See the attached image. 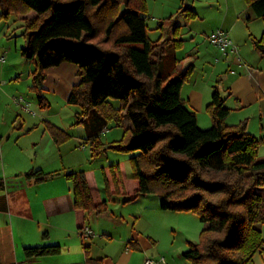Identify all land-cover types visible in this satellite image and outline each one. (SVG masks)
<instances>
[{
  "label": "trees",
  "instance_id": "obj_1",
  "mask_svg": "<svg viewBox=\"0 0 264 264\" xmlns=\"http://www.w3.org/2000/svg\"><path fill=\"white\" fill-rule=\"evenodd\" d=\"M246 1L264 19V0ZM0 7L6 17L11 12L36 14L24 18L27 42L21 53L38 61L33 76L41 106H45L44 70L71 62L79 67L80 82L68 103L81 107L77 123H90L92 138L110 120L121 126L126 115L130 118L133 127L108 148L135 153L130 161L132 175L124 174L120 162L103 169L109 199L125 195L126 203L156 194L164 210L195 212L207 227L200 241L190 242L183 253L192 264H248L264 251L263 231L258 227L264 224V160H258L264 140L248 132L246 121L226 124L231 109L218 86L207 106L213 124L207 129L198 126L197 113L182 97L194 66L172 77L178 65L174 50L182 43L179 25H170L172 37L151 40L145 0H0ZM179 14L188 20L197 16L185 6ZM159 26L165 30V23ZM251 39L264 55V33ZM109 99L119 100V108ZM48 128L57 145L70 138L53 124ZM93 145L94 153L105 146L97 138ZM25 176L43 182L50 175L30 170ZM66 176L73 184L76 210L105 211L107 200L95 201L97 189H91L85 171ZM5 190V179L0 177V192ZM7 210V197L1 195L0 211ZM24 252L34 259L60 254L61 247L29 246ZM100 262L88 257L86 264ZM16 263L12 226L6 222L0 224V264Z\"/></svg>",
  "mask_w": 264,
  "mask_h": 264
},
{
  "label": "rangeland",
  "instance_id": "obj_2",
  "mask_svg": "<svg viewBox=\"0 0 264 264\" xmlns=\"http://www.w3.org/2000/svg\"><path fill=\"white\" fill-rule=\"evenodd\" d=\"M145 3L151 40L172 37L170 25H179L177 32L182 43L174 50L178 65L172 77L194 66L193 73L183 86L182 97L187 107L197 113L198 126L202 129L212 126L213 118L207 106L212 101L213 88L218 86L226 106L231 109L226 124L235 126L246 121L248 132L264 140V55L255 48L251 39V36L260 38L263 35L264 19L257 16L248 18V12L252 10L246 0H145ZM184 6L192 7L197 16L188 20L179 14ZM1 13L0 7V58L5 56L7 60L0 62V177H6L16 170L23 172L33 166H42L50 176L39 185L45 191L67 189L73 197V184L66 174L94 169L100 189V195L96 196L107 200L105 211L87 212L85 226L94 231V237H83L82 230L76 227L73 211H67L61 221L55 217L45 218L44 224L49 221L57 225L41 226L40 242L43 232L48 231V240L59 243L62 255L73 262L86 263L87 258L91 257L100 259V264H124L117 260L130 255L126 264H144L145 252L149 250L150 257L165 256L170 264H192L182 253L189 248L190 242L200 241L201 233L207 226L195 212L164 210L156 194L141 196L126 203L123 202L125 195L114 200L106 194L103 167L121 161L124 174L132 175L130 161L135 153L108 148L123 138L129 129L126 125L130 123L129 117H124L126 123L123 121L121 126L110 120L92 138V125L77 123L80 106L49 93L46 100L51 104L41 106L33 76L38 61L26 59L21 53L27 42L24 18L35 17L36 14L11 12L6 17ZM161 22L165 23V30L159 26ZM219 29L228 31L234 44L239 46L236 60L228 54L230 68L227 58H221L227 57V53L209 42L208 36ZM70 65L75 68L68 73L79 78V67L71 62ZM42 93L44 95V90ZM135 97L136 94L132 93V99ZM109 102L114 108H119V100L109 99ZM24 122L32 126L38 124L39 129L19 134L20 125ZM49 124L70 136L60 145L66 148L65 156L56 155L54 160L43 159L34 153V143L42 132L50 133ZM95 138L105 145L98 153H94ZM80 140H85V149L79 148ZM258 160H264V141L260 143ZM210 176L220 178L216 173H210ZM1 195H6V191L0 192ZM32 227L38 230L36 225ZM258 227L264 237V224ZM132 239L141 244V249L129 246ZM87 246L89 252L86 251ZM248 264H264V251L256 253Z\"/></svg>",
  "mask_w": 264,
  "mask_h": 264
},
{
  "label": "crops",
  "instance_id": "obj_3",
  "mask_svg": "<svg viewBox=\"0 0 264 264\" xmlns=\"http://www.w3.org/2000/svg\"><path fill=\"white\" fill-rule=\"evenodd\" d=\"M251 10L252 11L248 12L249 13L248 18L250 19L257 16L252 8ZM225 32H227L230 35L228 31ZM225 53H227L226 55L227 57L222 56L221 58H227L226 59L227 65L230 68L231 60H228L229 58L228 54L233 55L234 60H236L237 56L239 55V46L236 45V51L234 52L225 51ZM6 60L2 63H5ZM74 68L75 67L70 65V62H63L57 67L48 68L44 70L45 80L41 87L44 90L45 96L44 95L43 96L45 98V106L51 104L50 101L48 102V100H46L47 93L53 94L55 96L59 95L63 97L64 100L68 101L74 85L80 82V77L76 78L73 77L72 73H68L70 69L74 70ZM253 77H255L254 72H253ZM214 88L212 90L213 92H214ZM227 119H229V116ZM124 123H126V119L124 120ZM126 125L129 128L133 127L131 120L130 123H126ZM39 126L40 125L38 124H34V126H32L31 124H27L26 122H24L20 125V130L18 131V133L21 134L26 132L28 134L33 130L39 129ZM2 137L3 136H1V138ZM80 141L81 142H79V148H81V146L84 145V148L81 149H85L86 148L85 140H80ZM34 146H35L34 148L35 155L36 156L40 155L43 157V159L54 160L57 158L56 155H61V156L63 155L64 157L66 153V148L63 145L62 146L57 145L54 139L52 138V136L50 135V133H48L47 131L42 132L41 136L35 141ZM2 154L4 155V153ZM120 163L122 162L120 161ZM30 170H34V171L40 170L43 173L48 174L47 172H44L42 166H33L29 170H24L23 172H18V170H16L17 172H13L7 175L6 177H3L6 183L5 191H6V197L8 203V210L0 211V224L9 222L12 226L16 259H17L16 264H86L84 262H73L69 260V258L63 256L61 245L51 239L48 240L50 235L48 231L43 232L42 234L43 240H41L40 242L39 233L41 231V226L49 225L50 227V225L53 226L57 225V224H51V222L49 221H47V224H44V221L46 220L45 218L47 216H49L47 219H49L50 217H55L56 219H59L61 221V218L65 212L73 211L76 227L78 230L81 231L80 227L82 225H86L85 223L87 221V211L76 210L74 208L73 197L72 195H70V192H68L67 189L63 190L57 188V189H53L52 191L51 190L45 191L43 187L40 186L41 183L42 184L44 183V181L37 182V180L34 177L27 178L25 176V173L29 172ZM83 171H85L87 174V178L90 183L91 189L94 191V187H96L97 195H100V189L99 187H97L98 179L95 170L86 169ZM262 194L264 196V189H262ZM97 197L94 196L95 201H103L100 198V196L99 198ZM33 225H36L38 227L37 231L32 229ZM94 236L95 234L93 231V236H91L90 238ZM37 239H39L38 242ZM129 241H134L136 243L135 246L131 248L137 250L141 249V244L139 242L133 239ZM44 245H59L61 247V252L60 254L53 256H44L34 259L26 258L24 252L25 247L44 246ZM87 249H88L87 251L89 252V246H87ZM144 256L145 258L150 257L149 250L148 252H145ZM129 259H130V255H125L121 260L118 259L117 261L126 264L129 261Z\"/></svg>",
  "mask_w": 264,
  "mask_h": 264
},
{
  "label": "built area",
  "instance_id": "obj_4",
  "mask_svg": "<svg viewBox=\"0 0 264 264\" xmlns=\"http://www.w3.org/2000/svg\"><path fill=\"white\" fill-rule=\"evenodd\" d=\"M209 41L215 45L221 48L223 51H236V45L234 44L232 38L230 35L225 32L222 29H219L215 32H213L209 36ZM6 60L5 56H2L0 58L1 62H4ZM81 148H84V145L81 146ZM81 235L83 237H91L93 236V231L90 227L84 226ZM144 264H170L169 261L165 256L159 257V258H154V257H147L144 260Z\"/></svg>",
  "mask_w": 264,
  "mask_h": 264
}]
</instances>
